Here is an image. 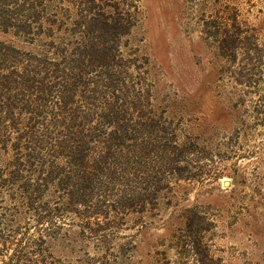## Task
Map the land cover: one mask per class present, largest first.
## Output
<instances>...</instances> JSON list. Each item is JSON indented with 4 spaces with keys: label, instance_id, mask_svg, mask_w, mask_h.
<instances>
[{
    "label": "rangeland",
    "instance_id": "374dc122",
    "mask_svg": "<svg viewBox=\"0 0 264 264\" xmlns=\"http://www.w3.org/2000/svg\"><path fill=\"white\" fill-rule=\"evenodd\" d=\"M0 264H264V0H0Z\"/></svg>",
    "mask_w": 264,
    "mask_h": 264
},
{
    "label": "water",
    "instance_id": "95a60500",
    "mask_svg": "<svg viewBox=\"0 0 264 264\" xmlns=\"http://www.w3.org/2000/svg\"><path fill=\"white\" fill-rule=\"evenodd\" d=\"M227 184V183H226Z\"/></svg>",
    "mask_w": 264,
    "mask_h": 264
}]
</instances>
